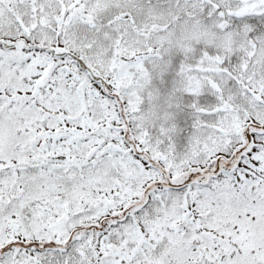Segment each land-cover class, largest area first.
I'll return each instance as SVG.
<instances>
[{
  "label": "snow or ice",
  "instance_id": "snow-or-ice-1",
  "mask_svg": "<svg viewBox=\"0 0 264 264\" xmlns=\"http://www.w3.org/2000/svg\"><path fill=\"white\" fill-rule=\"evenodd\" d=\"M0 264H264V0H0Z\"/></svg>",
  "mask_w": 264,
  "mask_h": 264
}]
</instances>
